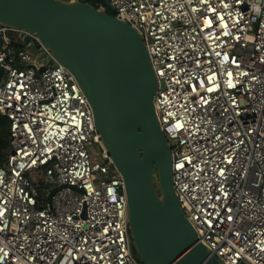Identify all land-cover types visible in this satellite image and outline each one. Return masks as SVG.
I'll use <instances>...</instances> for the list:
<instances>
[{
    "label": "built area",
    "instance_id": "obj_1",
    "mask_svg": "<svg viewBox=\"0 0 264 264\" xmlns=\"http://www.w3.org/2000/svg\"><path fill=\"white\" fill-rule=\"evenodd\" d=\"M108 1L148 51L174 191L198 243L222 264H264V0ZM0 39L11 147L0 264H143L77 81L35 33L0 24Z\"/></svg>",
    "mask_w": 264,
    "mask_h": 264
},
{
    "label": "water",
    "instance_id": "obj_2",
    "mask_svg": "<svg viewBox=\"0 0 264 264\" xmlns=\"http://www.w3.org/2000/svg\"><path fill=\"white\" fill-rule=\"evenodd\" d=\"M0 24L35 33L80 86L123 179L139 261L222 264L198 243L175 194L172 151L154 109L157 78L142 36L81 1L0 0Z\"/></svg>",
    "mask_w": 264,
    "mask_h": 264
},
{
    "label": "trees",
    "instance_id": "obj_3",
    "mask_svg": "<svg viewBox=\"0 0 264 264\" xmlns=\"http://www.w3.org/2000/svg\"><path fill=\"white\" fill-rule=\"evenodd\" d=\"M69 2L70 0H63ZM81 2L89 3L96 8L103 7L105 12L109 15L115 16L116 12L110 6L108 0H79ZM11 152L10 147V121L9 119L0 114V166L4 165ZM133 252L136 255L134 247ZM137 256V255H136Z\"/></svg>",
    "mask_w": 264,
    "mask_h": 264
}]
</instances>
